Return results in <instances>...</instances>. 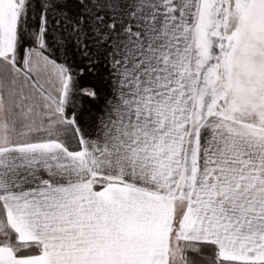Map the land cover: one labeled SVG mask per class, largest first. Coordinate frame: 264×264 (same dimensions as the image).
I'll list each match as a JSON object with an SVG mask.
<instances>
[{"label":"snow or ice","instance_id":"6c2138e0","mask_svg":"<svg viewBox=\"0 0 264 264\" xmlns=\"http://www.w3.org/2000/svg\"><path fill=\"white\" fill-rule=\"evenodd\" d=\"M0 264H264V0H0Z\"/></svg>","mask_w":264,"mask_h":264}]
</instances>
